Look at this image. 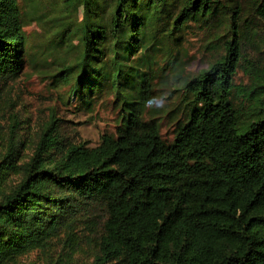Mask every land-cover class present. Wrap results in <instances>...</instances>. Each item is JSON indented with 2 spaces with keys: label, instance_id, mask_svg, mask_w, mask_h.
I'll list each match as a JSON object with an SVG mask.
<instances>
[{
  "label": "trees",
  "instance_id": "16d2710c",
  "mask_svg": "<svg viewBox=\"0 0 264 264\" xmlns=\"http://www.w3.org/2000/svg\"><path fill=\"white\" fill-rule=\"evenodd\" d=\"M63 3L69 13L82 7L74 92L90 95L103 80L118 92L137 85L142 103L150 76L126 62L150 28L162 24L170 35L188 21L217 27L229 19L235 29L239 18L222 0H113L103 23L100 0ZM256 5L264 19V0ZM21 25L17 1L0 0V75L22 67ZM228 38L225 53L183 83L186 118L168 143L126 96L121 124L95 146L63 143L51 119L18 170L10 140L0 158V264L71 236L96 209L103 217L89 264H264V76L245 90L240 119L229 99L240 42ZM9 170L21 176L6 192Z\"/></svg>",
  "mask_w": 264,
  "mask_h": 264
},
{
  "label": "rangeland",
  "instance_id": "374dc122",
  "mask_svg": "<svg viewBox=\"0 0 264 264\" xmlns=\"http://www.w3.org/2000/svg\"><path fill=\"white\" fill-rule=\"evenodd\" d=\"M25 40V55L16 75H0V158L8 152V142L15 148L12 167L31 156L36 141L51 119L56 133L65 144L95 146L103 133H115L126 114L122 97L126 96L140 112V118L154 121L161 138L170 142L177 127L185 121L190 95L183 83L206 69L223 55V44L235 33L240 42L241 58L232 76L229 99L240 119H245L249 105L245 90L264 76V19L257 10L260 0H222L239 13L235 29L229 19L223 25L206 27L188 21L178 32L167 34L159 24L149 29V41L127 58V65L150 76L149 97L145 103L138 88L126 85L117 91L105 80L101 89L90 95L74 92L81 54L77 27L82 7L71 13L63 0H16ZM100 17L110 20L113 0H100ZM71 29L70 36L66 29ZM141 58V60H139ZM106 62L104 70L111 69ZM108 66V67H107ZM132 75L129 76L131 78ZM135 83V80H131ZM121 91V92H120ZM19 170V169H18ZM9 170L3 183L9 191L21 173ZM90 220L77 224L72 235L62 232L42 249H34L19 258L20 264H89L95 254V241L103 217L101 209L91 212Z\"/></svg>",
  "mask_w": 264,
  "mask_h": 264
}]
</instances>
